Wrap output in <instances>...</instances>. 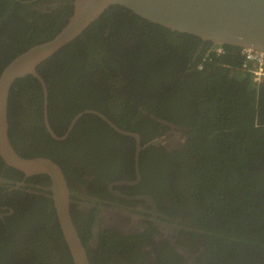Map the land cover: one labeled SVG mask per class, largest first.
<instances>
[{"label":"trees","instance_id":"1","mask_svg":"<svg viewBox=\"0 0 264 264\" xmlns=\"http://www.w3.org/2000/svg\"><path fill=\"white\" fill-rule=\"evenodd\" d=\"M55 2L66 5L62 11L40 8ZM72 4L0 0V75L18 55L54 38L72 16ZM215 46L112 6L42 63L38 73L47 84L49 120L55 127L96 110L122 128L125 119H136L138 106L148 113L141 114L139 125L146 133L160 127L156 119L184 127L185 156L191 163L183 171L189 174L203 215L200 228L205 232L207 264H264V83L255 84L240 70L242 50L223 46L226 54L219 56L212 51ZM43 104L37 79L17 80L9 99L10 123L12 116L27 115L30 109L37 113L32 116L35 129L44 118ZM84 116L80 123L97 119ZM100 126L87 131L90 139L99 138L103 128L107 135H117L104 123ZM38 130L47 134L43 127ZM9 135L16 144L12 128ZM106 140L101 141L103 151ZM33 201L43 198L30 196L28 207L16 210L10 237L0 232V264H45L49 245L31 236L43 235L50 220L38 228L26 225L36 216ZM50 214L56 220V233L49 236L56 243L58 260L73 264L57 217ZM18 229L23 236L14 239Z\"/></svg>","mask_w":264,"mask_h":264},{"label":"flooded vegetation","instance_id":"2","mask_svg":"<svg viewBox=\"0 0 264 264\" xmlns=\"http://www.w3.org/2000/svg\"><path fill=\"white\" fill-rule=\"evenodd\" d=\"M65 5L66 2L43 3L40 8L62 11ZM143 108L138 106L136 119L132 122L130 118L125 119L122 128L109 119L121 130L139 134L143 150L138 160L137 140L119 134L97 115L85 114L97 119L80 123L83 115L71 131L80 113L61 127L53 126L49 120L57 136L66 135L64 140L54 139L46 128L44 104L43 121L35 124V129L32 116L37 113L32 114L30 109L27 115L11 117L9 132L12 128L16 141L11 144L23 157L47 158L62 169L70 190L71 217L91 264H192L190 256L181 254L176 246L188 249L197 264H207L205 232L200 228L203 215L198 212L189 174L183 171L188 170L187 165L191 163L185 156L186 129L149 116L160 123V127L154 126L146 133L147 130L140 129L143 125L139 127L141 114L148 115ZM122 121L124 119L119 125ZM101 123L117 135H107L103 128L99 138L90 139L87 131L90 128L98 130ZM39 127L47 134L42 135ZM104 138L107 139L104 142L106 151L101 148ZM157 140L160 142L154 144ZM43 177L48 176L26 177L7 166L0 157V221L3 225L0 232H7L10 237L9 228L16 210L27 208L30 196L42 197L43 201L32 202L37 209L36 216L26 225L30 228L34 224L33 228H38L45 220H50L43 235L32 232L31 237L49 245L45 264H59V251L53 236H49L56 229V220L50 213H55L59 229L61 226L54 207L51 180ZM20 229L19 233H13L14 239L23 236ZM62 236L73 263L63 232Z\"/></svg>","mask_w":264,"mask_h":264},{"label":"water","instance_id":"3","mask_svg":"<svg viewBox=\"0 0 264 264\" xmlns=\"http://www.w3.org/2000/svg\"><path fill=\"white\" fill-rule=\"evenodd\" d=\"M73 6V14L59 34L18 55L0 75V157L7 166L22 172L26 177L47 175L50 178L54 207L74 264H91L71 217L70 190L62 169L47 158H24L11 144L8 113L13 85L28 76L38 80L44 93L47 131L54 139L64 140L66 135L60 138L50 125L48 88L38 73V67L80 37L110 7H123L173 32L194 35L214 45L264 52V0H73ZM85 114L97 115L119 134L135 138L138 160L143 150L139 134L121 130L99 112L89 110L80 113L74 119L70 131ZM158 142L160 140L154 144ZM176 248L181 254L190 256L192 264H197L188 249L180 246Z\"/></svg>","mask_w":264,"mask_h":264},{"label":"built area","instance_id":"4","mask_svg":"<svg viewBox=\"0 0 264 264\" xmlns=\"http://www.w3.org/2000/svg\"><path fill=\"white\" fill-rule=\"evenodd\" d=\"M212 51L219 56L226 54L224 47L219 45L215 46ZM240 55L242 57L240 70L248 73L255 84L264 83V52L244 49Z\"/></svg>","mask_w":264,"mask_h":264},{"label":"clouds","instance_id":"5","mask_svg":"<svg viewBox=\"0 0 264 264\" xmlns=\"http://www.w3.org/2000/svg\"><path fill=\"white\" fill-rule=\"evenodd\" d=\"M73 263H74V261H73Z\"/></svg>","mask_w":264,"mask_h":264}]
</instances>
